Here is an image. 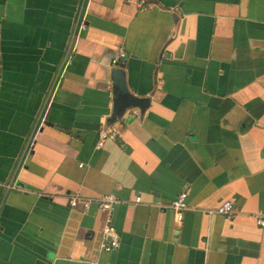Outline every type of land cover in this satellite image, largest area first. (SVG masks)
<instances>
[{"label":"crops","instance_id":"1","mask_svg":"<svg viewBox=\"0 0 264 264\" xmlns=\"http://www.w3.org/2000/svg\"><path fill=\"white\" fill-rule=\"evenodd\" d=\"M142 1L0 0V264H264V0Z\"/></svg>","mask_w":264,"mask_h":264},{"label":"built area","instance_id":"2","mask_svg":"<svg viewBox=\"0 0 264 264\" xmlns=\"http://www.w3.org/2000/svg\"><path fill=\"white\" fill-rule=\"evenodd\" d=\"M142 8L144 10L148 9L150 6L144 5L141 3ZM121 58H124V54H121ZM119 59L113 60V64L116 65L118 63ZM135 115L138 114V112H134ZM100 136V142H99V148L104 145V143L109 139H116L119 137V132L115 128H103L100 130L99 133ZM187 193L180 194L176 200L172 201L170 208L175 213V218L177 222H182L184 218L185 212L188 210V204H187ZM141 199L137 198V203H140ZM93 203H98L99 207L104 210L112 211L116 205L120 203V201L113 195L109 196H103L101 198L97 199H87L83 197H72L69 200V204L72 208L81 209L83 213H87ZM209 213L218 214L221 216H226L227 218H232L234 215V207L231 202H225L221 206H219L216 210H210ZM257 224L260 227H264V217H258ZM120 247V236L115 230V228L110 224L107 223V225L104 228L102 241H101V248L102 250L106 252H111L113 250H116Z\"/></svg>","mask_w":264,"mask_h":264},{"label":"water","instance_id":"3","mask_svg":"<svg viewBox=\"0 0 264 264\" xmlns=\"http://www.w3.org/2000/svg\"><path fill=\"white\" fill-rule=\"evenodd\" d=\"M142 2L144 4H146V5H148V6H150V3H151V1H149V0H143ZM70 58L72 59V57H70ZM125 59H126L125 57L121 58L118 61V63L116 65H114L115 68L112 70V78H113V82H114V86H115L114 107H113L111 116L107 119L106 123H107L108 126H106L105 129L109 128L110 125H113L116 122H118L123 117V114L127 110L139 109L140 111H142V109H143L142 105L144 104L145 100L137 98L136 96L130 95L128 93V87H127L126 79H125V76H124V68H123V64H122V61H124ZM69 65H71V61L68 60L66 67L69 66ZM106 196H109V195H106ZM77 197H82V196H77ZM101 197H103V196H101ZM83 198H85V197H83ZM98 198H100V197H98ZM176 199L177 198H175L174 200H176ZM136 201H137V199H136ZM227 202H229V201H227ZM187 204H188V202H187ZM94 205L97 206V208L99 210H102V211L107 213V215H108L107 223H110L114 227V225L112 223V216H113V213L116 210V208L120 205V203L118 205H116L115 208L112 211L101 209L99 207L98 203H93L92 206H94ZM232 205H233V203H232ZM92 206H91V208H92ZM233 207H234V205H233ZM91 208H90V210H91ZM188 209H189V205H188ZM219 216H221V215H219ZM222 217L227 218L226 216H222ZM256 221H258V218H256ZM115 230H116V228H115ZM117 233H118V231H117ZM113 251H115V250H113ZM113 251H111V252H113ZM104 252H106V251H104ZM111 252H107V253H111Z\"/></svg>","mask_w":264,"mask_h":264}]
</instances>
